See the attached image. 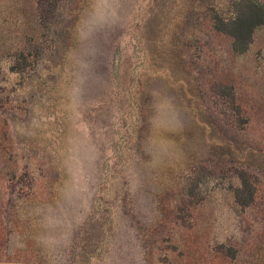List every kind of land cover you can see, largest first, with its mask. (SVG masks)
<instances>
[{"label":"rangeland","instance_id":"obj_1","mask_svg":"<svg viewBox=\"0 0 264 264\" xmlns=\"http://www.w3.org/2000/svg\"><path fill=\"white\" fill-rule=\"evenodd\" d=\"M249 2L0 0V264H264Z\"/></svg>","mask_w":264,"mask_h":264},{"label":"trees","instance_id":"obj_2","mask_svg":"<svg viewBox=\"0 0 264 264\" xmlns=\"http://www.w3.org/2000/svg\"><path fill=\"white\" fill-rule=\"evenodd\" d=\"M241 2L242 5L246 2L250 3L249 0H241ZM262 24H264V10L254 6L250 7L248 14L242 12L237 20L233 22L232 36L236 38L238 44H245L246 48L248 43L252 40L254 29ZM252 198L253 196H251V199Z\"/></svg>","mask_w":264,"mask_h":264}]
</instances>
